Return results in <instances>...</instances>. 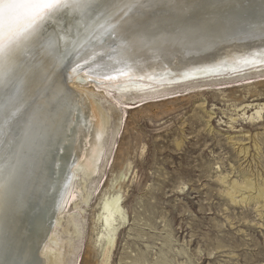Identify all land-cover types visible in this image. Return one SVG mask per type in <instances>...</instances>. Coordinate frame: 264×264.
Here are the masks:
<instances>
[{
	"label": "bare ground",
	"instance_id": "bare-ground-1",
	"mask_svg": "<svg viewBox=\"0 0 264 264\" xmlns=\"http://www.w3.org/2000/svg\"><path fill=\"white\" fill-rule=\"evenodd\" d=\"M161 2V6H151L150 0H144L145 6L125 18L126 22L112 35L85 39L83 35L77 37L73 28L72 38L79 41L75 50L71 44L65 46L64 41L49 50L41 40L23 54V67L17 73L22 80L18 97L23 105L21 127L6 171L11 176L0 211V226L7 212L12 211L13 227L20 228L21 233L9 239L10 255L5 261L7 243L0 231V264H78V256L66 263L67 240L62 233L68 229L64 222L81 231V203L88 202L90 189L99 187L92 186L96 182L93 176L107 154L109 114L100 104L96 88L121 104L131 94L132 98L138 95L148 100L163 92L168 94L169 87L177 83L241 76L247 70L264 69V16L258 14L261 5H245L247 10L240 15L245 21L227 31L208 21L195 27L183 24L181 17L153 16L155 9L172 6L171 0ZM225 6L215 7L211 14L234 18L239 9L228 13L234 5ZM74 23L62 19L59 26L48 25L46 31H59L61 26L67 28ZM66 63L65 84L61 69ZM253 106L243 107L245 118L250 107L255 112L247 118L259 119L264 113V104ZM29 118H33L34 129L39 126L35 136L25 135L23 124ZM120 120L113 138L122 126ZM4 154L7 156L8 151ZM251 179L244 184L233 179L227 191L230 200L237 202L240 197L239 202H264V190ZM14 199L19 203L11 210ZM113 221L109 219L108 224ZM114 246L112 238L103 246V262H108Z\"/></svg>",
	"mask_w": 264,
	"mask_h": 264
},
{
	"label": "rangeland",
	"instance_id": "rangeland-1",
	"mask_svg": "<svg viewBox=\"0 0 264 264\" xmlns=\"http://www.w3.org/2000/svg\"><path fill=\"white\" fill-rule=\"evenodd\" d=\"M245 73L121 104L96 88L109 114L107 154L93 176L99 187L81 203V231L64 222L66 263L264 264V202H235L227 192L233 179L250 177L264 190V113L247 118L250 107L243 116L247 104H264V69Z\"/></svg>",
	"mask_w": 264,
	"mask_h": 264
},
{
	"label": "snow or ice",
	"instance_id": "snow-or-ice-1",
	"mask_svg": "<svg viewBox=\"0 0 264 264\" xmlns=\"http://www.w3.org/2000/svg\"><path fill=\"white\" fill-rule=\"evenodd\" d=\"M144 6V0H0V211L11 176L6 171L21 127L23 105L18 97L22 80L17 73L23 67V54L41 40L49 50L58 48L61 41L75 50L79 41L72 38L73 28L77 37L85 39L112 35L125 18ZM62 19L75 23L61 26L59 31H46L48 25L59 26ZM23 127L26 136H35L39 130V126L34 129L33 118Z\"/></svg>",
	"mask_w": 264,
	"mask_h": 264
},
{
	"label": "water",
	"instance_id": "water-1",
	"mask_svg": "<svg viewBox=\"0 0 264 264\" xmlns=\"http://www.w3.org/2000/svg\"><path fill=\"white\" fill-rule=\"evenodd\" d=\"M151 3L149 5L151 6H161L162 0H150ZM172 6H168L167 9H160L157 8L152 12L153 16H163V15H168V16H173L175 18H183L180 19L185 23H191L192 26H198L201 23H204L205 21H208L210 24L214 23L215 25L219 26L222 29L232 30L234 29L238 24L241 22L245 21L244 19L241 18V14L243 12H246L247 9L244 8V6H248L249 4L253 5H261L260 10L258 11V14H261L264 16V0H241L244 3L240 2L239 0H171ZM186 2H191V4L183 7V4ZM227 4H233L234 8L229 9L231 11L235 8L239 9L238 12H236L234 18L228 20L225 19L226 17L223 15H214L211 13H215L211 11L215 7H226L225 5ZM223 12H226V9H224ZM211 14V17H208V15ZM263 16H257V17H263ZM210 19H213L214 21H211ZM185 30H188V28H184ZM68 63L61 69V73L64 79L65 84L67 83V70H68ZM70 86L67 85L66 89L71 91ZM25 96V93H24ZM39 175V172H38ZM39 177V176H37ZM19 203L18 199H14L11 201V210L12 208L17 207L16 204ZM10 212H7V216L3 219L1 226H0V231H1V238L3 237L4 243L6 242V251H5V261L9 258V248L11 247L10 240L14 236L18 237V233H21L20 228H14L13 223H14V214ZM5 221V222H4ZM33 228V227H32ZM2 240L0 239V244Z\"/></svg>",
	"mask_w": 264,
	"mask_h": 264
}]
</instances>
